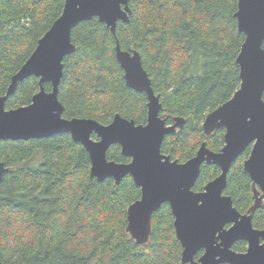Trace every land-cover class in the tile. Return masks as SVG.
<instances>
[{"label":"trees","instance_id":"16d2710c","mask_svg":"<svg viewBox=\"0 0 264 264\" xmlns=\"http://www.w3.org/2000/svg\"><path fill=\"white\" fill-rule=\"evenodd\" d=\"M237 1L128 0L129 20L117 21L116 35L97 17L79 22L71 31L75 50L63 59L58 86L62 116L106 124L118 113L146 121V95L127 86L115 57L117 38L122 49L139 51L167 122L184 119L181 128L165 135L161 151L185 161L203 141L218 150L224 129L206 136L202 121L240 85L236 56L244 34L234 16ZM63 5L64 0H0V95ZM43 85L51 89L50 83ZM38 90V77L19 82L6 108L30 103ZM248 153L249 148L232 163L224 189L241 212L252 203L251 180L243 169ZM106 156L128 161L118 144ZM0 161L8 168L0 184L3 264H183L168 204L153 212L148 241L136 243L126 231V209L140 197L139 187L130 175L118 184L91 176L87 151L69 133L0 140ZM218 173V166L202 164L193 190ZM252 220L264 228V206ZM245 248L243 241L234 245Z\"/></svg>","mask_w":264,"mask_h":264},{"label":"water","instance_id":"95a60500","mask_svg":"<svg viewBox=\"0 0 264 264\" xmlns=\"http://www.w3.org/2000/svg\"><path fill=\"white\" fill-rule=\"evenodd\" d=\"M128 0H64L61 14L11 77L6 93L0 95V140L14 141L69 133L80 143L90 159V175L102 181L113 178L118 184L129 174L140 187V198L128 205L126 231L138 244L148 241L152 213L168 203L174 215L175 236L182 246V263L189 264H264V229L253 227L251 219L264 197V0H238L234 16L244 40L236 56L240 85L225 102L207 113L202 123L206 135L223 127L224 146L213 151L202 142L196 154L184 162L161 152L166 134L181 127L183 119L172 124L161 116L160 95L152 87L136 49H122L117 38L115 57L123 69L127 86L144 92L147 98L145 123L114 114L111 122L101 123L90 117L65 118L64 106L58 99V86L63 74V59L75 50L72 28L79 22L97 17L116 35L118 20L128 21ZM30 76L38 77L39 90L30 103L6 108L5 101L17 84ZM50 83L46 90L44 83ZM95 134L96 138L92 137ZM119 144L128 162L106 157L110 145ZM252 144L244 160V170L262 191L254 188V203L241 214L230 196L223 195L227 172L237 157ZM218 165L220 174L207 182L204 190L192 187L203 163ZM8 168L0 161V184ZM234 224L226 229L227 223ZM236 240H246L245 252L230 247ZM204 253L194 260V255ZM0 264H3L0 261Z\"/></svg>","mask_w":264,"mask_h":264},{"label":"flooded vegetation","instance_id":"af4514ba","mask_svg":"<svg viewBox=\"0 0 264 264\" xmlns=\"http://www.w3.org/2000/svg\"><path fill=\"white\" fill-rule=\"evenodd\" d=\"M147 99V98H146ZM225 102V101H224ZM223 103V102H222ZM146 107H147V102H146ZM214 109V108H213ZM211 111V110H210ZM209 111V112H210ZM161 112H162V110H161ZM160 112V115L161 116H164V117H166V123L167 124H172V123H174L175 122V117H179V116H174L173 117V122L172 123H168L167 122V116H165V115H163L162 113ZM207 115V114H206ZM205 115V116H206ZM123 117V116H122ZM126 118V117H125ZM146 118H147V114H146ZM180 118H182V117H180ZM205 118V117H204ZM128 119H132V118H128ZM183 119V118H182ZM112 120V119H111ZM134 120V119H133ZM135 121V120H134ZM203 121H204V119H203ZM203 121H202V123H203ZM111 122V121H110ZM136 122V121H135ZM146 122V121H145ZM145 122H143V123H145ZM109 123V122H108ZM108 123H106V124H108ZM137 123V122H136ZM183 123H184V119H183V122H182V125H183ZM182 125H181V127H182ZM181 127H177V129H176V131L179 129V128H181ZM220 128H223V127H220ZM202 129H203V127H202ZM217 129H219V128H217ZM224 129V128H223ZM216 130V129H215ZM214 130V131H215ZM175 131V132H176ZM204 131V130H203ZM213 131V132H214ZM212 132V133H213ZM224 132H225V129H224ZM212 133H210L209 135H206L205 134V132H204V134L206 135V136H210ZM92 137L93 138H96V136H95V134H92ZM223 140H224V133H223ZM203 142H205V141H203ZM202 143V142H201ZM225 143V142H224ZM224 143H223V145L221 146V148L224 146ZM205 144H206V142H205ZM113 145V144H112ZM119 145V144H118ZM201 145V144H200ZM200 145H199V147H200ZM111 146V145H110ZM109 146V147H110ZM120 146V145H119ZM251 146H252V144H250V145H248L247 147H246V149L247 148H249V153H250V150H251ZM198 147V148H199ZM206 147H208L207 145H206ZM209 148V147H208ZM221 148H219L218 150H213V149H211V148H209L210 150H213V151H220L221 150ZM109 149V148H108ZM245 149V150H246ZM198 150V149H197ZM197 150H196V152H197ZM244 150V151H245ZM120 151H121V147H120ZM243 151V152H244ZM162 152V151H161ZM196 152H195V154H196ZM242 152V153H243ZM163 153V152H162ZM241 153V154H242ZM249 153H248V155H247V157L249 156ZM107 154V153H106ZM122 154V153H121ZM166 154V153H165ZM194 154V155H195ZM240 154V155H241ZM169 155V154H168ZM193 155V156H194ZM239 155V156H240ZM124 156V155H123ZM192 156V157H193ZM238 156V157H239ZM107 157V156H106ZM124 157H126V156H124ZM171 157V156H170ZM237 157V158H238ZM246 157V158H247ZM128 158V157H127ZM191 158V157H190ZM246 158H244V160L246 159ZM108 159V158H107ZM171 159H173V158H171ZM189 159V158H188ZM187 159V160H188ZM109 160H112V159H109ZM130 159L128 158V161H129ZM176 160H178V159H176ZM244 160H243V163H244ZM115 161V160H114ZM128 161H126V162H128ZM186 161V160H185ZM116 162H120V161H116ZM178 162H184V161H178ZM205 163V162H204ZM203 163V164H204ZM233 163V162H232ZM207 164V163H206ZM215 165V164H214ZM232 165V164H231ZM216 166H218V165H216ZM219 167V166H218ZM231 167V166H230ZM243 169H244V165H243ZM229 170H230V168H229ZM229 170H228V172H229ZM245 171V170H244ZM220 172H221V169H220V167H219V173L216 175V176H214L213 178H211V179H209L207 182H209L210 180H212V179H214L215 177H217L219 174H220ZM228 172H227V174H228ZM127 175H129V174H127ZM247 175L249 176V174L247 173ZM131 176V175H130ZM124 177V176H123ZM132 177V176H131ZM249 178H250V180H251V193H252V203H251V205L248 207V209H246V211H243V212H241V211H239L236 207H235V205L233 204V200H232V198H231V196L229 195V194H226L225 192H224V189H225V187H226V185H227V175H226V185H225V187H224V189L222 190V194L223 195H227V196H230V198H231V200H232V204H233V206L241 213V214H245V213H248V210H249V208L252 206V204L254 203V188H256L257 190H259V194L258 195H260L261 193H262V191L259 189V186L257 185V184H255V186L253 185V182H252V179H251V177L249 176ZM113 179V178H112ZM197 180V179H196ZM196 182V181H195ZM206 182V183H207ZM205 183V184H206ZM195 184V183H194ZM205 184L203 185V187H202V189L201 190H199V191H195V192H200V191H203L204 190V186H205ZM194 186V185H193ZM139 189H140V187H139ZM192 189H193V187H192ZM140 195H141V190H140ZM140 198V197H139ZM138 199V198H137ZM136 199V200H137ZM135 201V200H134ZM133 201V202H134ZM131 204V203H130ZM163 204V203H162ZM168 204V203H167ZM168 206H169V204H168ZM264 206V197H263V199H262V206H260V207H263ZM169 208H170V206H169ZM259 208V207H258ZM258 208H256V209H258ZM127 210V209H126ZM156 211V210H155ZM170 212H171V214H172V216H173V227H174V215H173V213H172V210L170 209ZM255 212V211H254ZM254 212H253V215H254ZM153 214V213H152ZM253 215H252V219H253ZM251 219V222H252V225H253V227L254 228H256V229H260V230H262V229H264V228H260V227H257V226H255L254 224H253V220ZM234 223L233 222H231V223H227V224H225V228L226 229H228L229 227H231L232 225H233ZM174 230H175V227H174ZM176 237V236H175ZM177 239V238H176ZM178 240V239H177ZM179 241V240H178ZM239 241H243V242H245V246H246V248H245V250H243V251H238V250H236V249H234V245H235V243H237V242H239ZM261 242H264V240H262ZM180 243V242H179ZM180 245H181V243H180ZM247 246H248V243H247V241L246 240H236L235 242H233V244L231 245V249L232 250H234V251H236V252H245L246 251V249H247ZM181 248H182V246H181ZM183 249V248H182ZM204 249L202 248V249H200L195 255H194V260H197L203 253H204ZM181 256H182V250H181ZM182 262V261H181ZM183 264H189L188 262H186V263H183ZM221 264H229V263H221Z\"/></svg>","mask_w":264,"mask_h":264},{"label":"rangeland","instance_id":"374dc122","mask_svg":"<svg viewBox=\"0 0 264 264\" xmlns=\"http://www.w3.org/2000/svg\"><path fill=\"white\" fill-rule=\"evenodd\" d=\"M162 114H163V115H165V116H167V114H166V113H164V112H162Z\"/></svg>","mask_w":264,"mask_h":264}]
</instances>
